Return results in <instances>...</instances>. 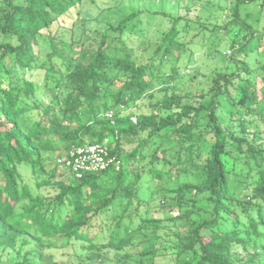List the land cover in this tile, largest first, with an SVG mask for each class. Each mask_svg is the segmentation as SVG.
Returning a JSON list of instances; mask_svg holds the SVG:
<instances>
[{"label": "trees", "instance_id": "16d2710c", "mask_svg": "<svg viewBox=\"0 0 264 264\" xmlns=\"http://www.w3.org/2000/svg\"><path fill=\"white\" fill-rule=\"evenodd\" d=\"M84 1L0 0V264H264V0L77 40ZM197 45L228 62L181 87ZM85 143L119 168L76 177L59 159Z\"/></svg>", "mask_w": 264, "mask_h": 264}, {"label": "rangeland", "instance_id": "374dc122", "mask_svg": "<svg viewBox=\"0 0 264 264\" xmlns=\"http://www.w3.org/2000/svg\"><path fill=\"white\" fill-rule=\"evenodd\" d=\"M117 1L118 4L114 3ZM182 3L177 8L178 3ZM114 3V4H113ZM190 3L193 8L192 14L201 15V16H211L213 18H218L221 15V9L219 7V3L222 5L227 4L223 0H85L82 5V17L77 22L76 30H75V38L77 40L86 39V36L91 34V31H95L96 29H103L107 26V23L111 22L117 24L120 20L121 13L129 12L133 9H143V10H160L165 9L168 11H178L181 14H185L187 10L184 8V5ZM115 5L113 9L107 10V5ZM181 5L183 8H181ZM254 7L253 4H245L242 8ZM105 9L101 13H99L100 9ZM177 8V9H175ZM117 10V11H116ZM119 11V12H118ZM177 12V13H178ZM149 14H144L141 18L138 19V28L139 31L142 27H148L150 23H153L155 18L148 16ZM257 15L253 16L255 22H257ZM92 18V19H90ZM96 18V19H94ZM152 18V19H151ZM84 24H82V22ZM154 24V23H153ZM94 35V34H91ZM153 37V36H152ZM152 39H155L153 37ZM226 39H223V43L220 46L221 48L225 47ZM206 48L197 45L194 48L195 58L192 63L188 66H181V78H180V86L181 87H189L195 86L196 82L190 80L191 74L200 72H208V70L213 67L215 64L222 65L228 62L227 56L217 57L215 59L209 58V55L204 51ZM229 48L225 50L228 53ZM208 51V50H207ZM184 60H187L184 58ZM202 80L201 77L197 78L196 81ZM160 88L155 89L156 95L160 94ZM54 166L50 165L49 168ZM25 170L30 171V167L23 164ZM25 176H28L26 172H24ZM57 179L61 177V172L57 173ZM53 190L51 188H47L44 190L46 194H53ZM57 239H55V242ZM76 250L72 249H63L59 247L53 248V254H47L44 258L45 264H54V261H64V262H79L78 256L75 254ZM79 253L81 252L78 250ZM82 253V252H81ZM108 258V259H107ZM105 259L106 262L116 263L119 261V255L113 252L108 254V257ZM85 263L96 264L97 260H85Z\"/></svg>", "mask_w": 264, "mask_h": 264}, {"label": "built area", "instance_id": "2783aa9c", "mask_svg": "<svg viewBox=\"0 0 264 264\" xmlns=\"http://www.w3.org/2000/svg\"><path fill=\"white\" fill-rule=\"evenodd\" d=\"M59 162L68 166L78 178L88 172L106 170L112 165L119 168V160L115 156H110L107 147L100 143L73 146L67 157L60 158Z\"/></svg>", "mask_w": 264, "mask_h": 264}]
</instances>
